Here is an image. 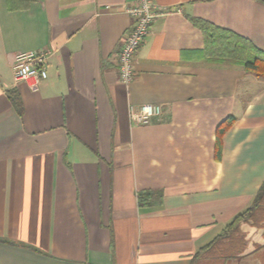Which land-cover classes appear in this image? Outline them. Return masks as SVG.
<instances>
[{
	"label": "crops",
	"instance_id": "0c3cea01",
	"mask_svg": "<svg viewBox=\"0 0 264 264\" xmlns=\"http://www.w3.org/2000/svg\"><path fill=\"white\" fill-rule=\"evenodd\" d=\"M133 1L0 0V264H264V225L224 233L264 183V78L195 23L264 53V0H156L125 86ZM40 52L47 77L15 81ZM147 103L162 114L132 124Z\"/></svg>",
	"mask_w": 264,
	"mask_h": 264
},
{
	"label": "built area",
	"instance_id": "2783aa9c",
	"mask_svg": "<svg viewBox=\"0 0 264 264\" xmlns=\"http://www.w3.org/2000/svg\"><path fill=\"white\" fill-rule=\"evenodd\" d=\"M125 12L132 19V26L124 37L117 61L119 80L123 85L128 86L135 78L134 55L148 35L153 20L160 15L169 14L170 11L162 10L156 0H134ZM47 54V52L24 54L14 73V80L45 79ZM161 114L162 107L158 104L131 105L128 108L129 121L134 125H148Z\"/></svg>",
	"mask_w": 264,
	"mask_h": 264
},
{
	"label": "trees",
	"instance_id": "16d2710c",
	"mask_svg": "<svg viewBox=\"0 0 264 264\" xmlns=\"http://www.w3.org/2000/svg\"><path fill=\"white\" fill-rule=\"evenodd\" d=\"M204 37V51L208 57L226 60L233 64L242 65L257 78H264V53L256 49L248 40L236 34L216 28L203 21L195 22ZM18 107V102L13 99ZM232 118H227L219 124L216 137V156L220 153V136L231 126ZM264 209V183L255 196L252 205L244 212L238 214L226 226L224 233L234 231L242 222L251 221L256 226L264 225V217L258 220V210Z\"/></svg>",
	"mask_w": 264,
	"mask_h": 264
},
{
	"label": "rangeland",
	"instance_id": "374dc122",
	"mask_svg": "<svg viewBox=\"0 0 264 264\" xmlns=\"http://www.w3.org/2000/svg\"><path fill=\"white\" fill-rule=\"evenodd\" d=\"M253 74V73H252ZM254 75V74H253ZM256 77V76H255Z\"/></svg>",
	"mask_w": 264,
	"mask_h": 264
}]
</instances>
